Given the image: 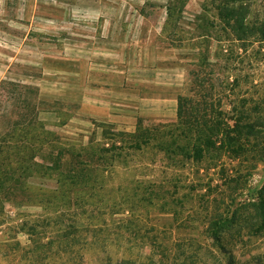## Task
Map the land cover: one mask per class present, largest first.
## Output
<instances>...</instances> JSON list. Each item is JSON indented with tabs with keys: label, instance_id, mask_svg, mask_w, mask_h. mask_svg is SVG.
Listing matches in <instances>:
<instances>
[{
	"label": "rangeland",
	"instance_id": "374dc122",
	"mask_svg": "<svg viewBox=\"0 0 264 264\" xmlns=\"http://www.w3.org/2000/svg\"><path fill=\"white\" fill-rule=\"evenodd\" d=\"M249 4L251 22L264 20V0ZM128 25L146 51L120 44ZM10 83L34 87L59 144L110 146L116 132L125 148L108 174L84 175L85 190L30 177L60 189L58 207L5 201L0 264H264V127L223 134L238 117L264 118V40L227 36L206 0H0V130L29 111ZM213 128L208 148L197 138ZM135 129L170 132L155 140L168 151L133 153L122 133Z\"/></svg>",
	"mask_w": 264,
	"mask_h": 264
},
{
	"label": "trees",
	"instance_id": "16d2710c",
	"mask_svg": "<svg viewBox=\"0 0 264 264\" xmlns=\"http://www.w3.org/2000/svg\"><path fill=\"white\" fill-rule=\"evenodd\" d=\"M206 1L214 10L221 24V30L227 36L231 35L234 40L244 42L255 38L264 40V20L259 23H252L250 20L252 11L249 3L255 0ZM5 83L3 82V84ZM10 84L20 87L19 99L25 103V109L29 111L20 119L13 120L9 127L5 125L4 130H0V139L4 142L0 143V209L4 207L5 201L12 202L14 205L36 201L44 204V207L56 208L59 201L56 193L61 188L64 187L66 194L69 192L67 189L79 191L77 189L80 186L77 184L83 186L85 190L89 183L85 181L87 179L82 180L86 178L85 174L88 175L89 172L96 170L97 176L102 177L113 169V165H110V163L118 159L122 149L125 148L118 146V142L123 139H118V133L114 132L112 134L113 138L111 137V142L109 141L110 146L105 145L107 142H98L96 139H91L92 142L87 145H81L79 151H75L74 144H59L61 142L60 137L45 127L39 117L40 110L35 107L36 103L30 98L29 94L35 92L34 87L28 84ZM182 99V96H179L178 113L181 110ZM241 121V117L236 118L234 126L223 129V134L227 132L228 135L230 131L237 132L238 137H232L237 142L242 137L249 139L255 136L258 131L257 127H264V118L261 116H247L244 122ZM218 127L216 126L215 129ZM144 130L138 129L134 133H122L126 137L125 141L127 143V137L131 139L127 148L134 153L142 150V146L156 143L161 150L168 151L167 146H164L161 142H156V137L159 138L160 133L168 135L170 132L157 133L158 131L149 132L146 129ZM199 134L197 140L204 139L205 146L208 148L215 146L216 143L212 142L213 137L219 135L214 128ZM143 135L147 136L143 137ZM173 135L174 133L171 134V136ZM119 150L121 151L119 152ZM203 152V147H196L194 158L201 159L204 156ZM66 154L69 155L68 159L64 158ZM37 159L41 161L38 162ZM35 175L55 177L60 189L48 190L43 186L33 185L29 182V178ZM78 175H80V178H76ZM94 179L96 181L97 177ZM14 193L20 195H14ZM18 198L21 199L18 201ZM71 203L74 202L70 197L65 205L68 206ZM258 208L261 222L257 229L260 230L264 228V202H260ZM212 233L214 237L219 239L215 228ZM100 263L107 264L106 262Z\"/></svg>",
	"mask_w": 264,
	"mask_h": 264
},
{
	"label": "crops",
	"instance_id": "0c3cea01",
	"mask_svg": "<svg viewBox=\"0 0 264 264\" xmlns=\"http://www.w3.org/2000/svg\"><path fill=\"white\" fill-rule=\"evenodd\" d=\"M133 16L130 15L129 17H133ZM128 26L131 27V28L130 29H126V33H125L126 35L123 36V38H124L123 40L124 41L122 43H120V44H122L126 48L125 50H126L127 53L128 52L135 53L136 51L138 52V50L146 51L144 46H143V45H145V46L147 45L148 46V43L143 41V38L145 36L143 34L142 35L140 34V36H139L140 31L132 29V27H133L132 25H128ZM115 37H116V35L113 34L111 39L112 38L115 39ZM128 63H129L128 65H123V67H125L124 70H126L128 68L130 69L132 67V65L130 63L133 64V68H134V66H135L134 61L131 60V61H128ZM139 65L140 64H136V68H138ZM139 68L147 70V69H151V68L154 69L155 67H154V65L151 66L150 62H145V64L141 65ZM133 131H137V129H135Z\"/></svg>",
	"mask_w": 264,
	"mask_h": 264
}]
</instances>
